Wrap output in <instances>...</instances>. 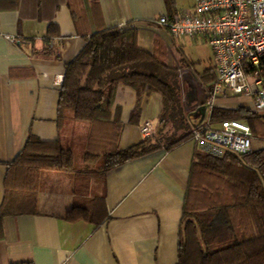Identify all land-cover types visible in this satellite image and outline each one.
I'll return each mask as SVG.
<instances>
[{"label":"crops","instance_id":"1","mask_svg":"<svg viewBox=\"0 0 264 264\" xmlns=\"http://www.w3.org/2000/svg\"><path fill=\"white\" fill-rule=\"evenodd\" d=\"M194 1L20 0L15 8L0 3V209L7 211L0 264H178L184 199L196 153L233 154L208 145V151L200 149L190 138L106 173H92L98 154L136 145L147 137V122L159 125L162 96H139L119 84L110 116L102 122L77 120L71 112L60 120L59 100L66 65L101 30L138 27V45L173 65L185 53L186 41L202 38L177 39L155 20L175 16ZM50 22L58 34L49 42ZM210 90L212 85L203 84L199 100ZM239 107L252 110L253 105L229 93L215 99V108ZM258 128L263 134H254L250 152L264 150V122ZM31 136L70 148L74 169H41L36 185L12 189L7 185L10 165ZM87 153L91 158L86 159ZM74 206L94 219H66Z\"/></svg>","mask_w":264,"mask_h":264},{"label":"trees","instance_id":"2","mask_svg":"<svg viewBox=\"0 0 264 264\" xmlns=\"http://www.w3.org/2000/svg\"><path fill=\"white\" fill-rule=\"evenodd\" d=\"M0 3L6 8H15L20 0H0ZM137 33L138 27H112L89 38L82 51L66 65L59 118L62 120L66 112H71L77 120H108L119 84L132 87L139 96L157 92L163 104L159 125H164L157 129L158 135L169 125L177 132L182 131L166 146L172 148L190 139L194 128L184 103L181 74L194 68L195 63L178 55L177 61L168 65L162 55L138 45ZM57 34L56 24L50 22L47 41ZM199 75L204 84L213 85V66ZM212 118L215 121L241 119L250 125L253 134H263L258 127L264 122V116L245 107L214 108ZM158 137L98 154L100 160L91 172L106 173L160 149L164 145ZM230 153L233 155L225 158L196 153L184 199L178 264H264V150L244 155ZM90 156L87 153L86 159ZM41 169H74L73 151L59 142L29 137L24 150L10 165L8 187L36 185ZM6 214L7 211L0 209V239ZM65 218L94 219L89 211L77 206Z\"/></svg>","mask_w":264,"mask_h":264},{"label":"built area","instance_id":"3","mask_svg":"<svg viewBox=\"0 0 264 264\" xmlns=\"http://www.w3.org/2000/svg\"><path fill=\"white\" fill-rule=\"evenodd\" d=\"M155 22L177 39L203 38L213 52L215 81L200 102L205 114L191 139L206 151L208 145L238 155L249 153L254 139L250 125L241 119L215 121L212 111L216 97L229 93L249 99L252 111L264 116V0H195L193 7ZM157 127L147 122L143 132L151 136Z\"/></svg>","mask_w":264,"mask_h":264},{"label":"rangeland","instance_id":"4","mask_svg":"<svg viewBox=\"0 0 264 264\" xmlns=\"http://www.w3.org/2000/svg\"><path fill=\"white\" fill-rule=\"evenodd\" d=\"M184 51L185 53H182V57H185L187 60H194L197 70L200 71L210 65L213 66V52L210 46L207 44V42L203 38L198 41H191V40L186 41L185 46H184ZM197 70H195V67L194 68L191 67L190 69H186L184 71H190L195 76L196 81L197 80L199 81L200 75L197 74ZM203 84H204L203 82H200V87H199L200 90ZM159 126L160 128L164 127V125H158V128ZM181 134H182L181 130L177 132L171 125H169L163 129V131L161 132V135H158V132L156 131L154 134H152L151 136H147L146 138L148 137L156 138L159 136L158 140L162 142L163 145L166 147L167 145L170 144L171 141L177 139ZM162 136H164L165 140L162 139ZM79 163L80 162L76 160L75 166L77 168L80 167Z\"/></svg>","mask_w":264,"mask_h":264},{"label":"water","instance_id":"5","mask_svg":"<svg viewBox=\"0 0 264 264\" xmlns=\"http://www.w3.org/2000/svg\"><path fill=\"white\" fill-rule=\"evenodd\" d=\"M181 78L184 88V103L189 110L188 117L193 125H198L204 118L205 106L200 104L197 81L190 71L182 72Z\"/></svg>","mask_w":264,"mask_h":264}]
</instances>
